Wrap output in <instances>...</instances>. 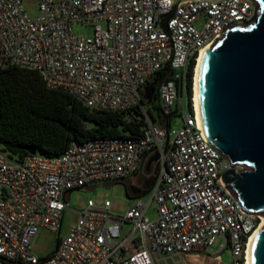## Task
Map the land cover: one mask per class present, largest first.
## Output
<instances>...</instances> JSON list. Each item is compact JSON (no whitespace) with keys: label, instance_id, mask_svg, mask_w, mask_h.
I'll return each instance as SVG.
<instances>
[{"label":"built area","instance_id":"built-area-1","mask_svg":"<svg viewBox=\"0 0 264 264\" xmlns=\"http://www.w3.org/2000/svg\"><path fill=\"white\" fill-rule=\"evenodd\" d=\"M257 11L255 0H38L31 18L21 0H0V71H36L47 89L139 124L137 135L73 142L57 156L17 157L0 145V264H159L185 254L222 264L207 253L218 236L232 264H246L249 238L263 218L245 212L226 189L230 162L206 141L192 96L182 125L171 129L170 119L164 127L151 119L143 89L159 78L163 117L180 93L184 108L189 65ZM76 24L92 26V35L75 36ZM155 153V179L142 192L147 200L134 196L122 216L110 212L109 200H88L49 255L32 251L40 229L60 230L66 192L136 180ZM150 202L153 219L145 216ZM124 224L132 227L122 235Z\"/></svg>","mask_w":264,"mask_h":264},{"label":"water","instance_id":"water-1","mask_svg":"<svg viewBox=\"0 0 264 264\" xmlns=\"http://www.w3.org/2000/svg\"><path fill=\"white\" fill-rule=\"evenodd\" d=\"M257 17L247 25L234 26L201 55L196 94L200 124L206 141L221 152L231 168L222 174L228 192L250 214L264 219V0H255ZM152 83L143 89V101L151 103ZM35 154L37 149L29 147ZM158 153L148 158L145 171ZM235 167H240L235 171ZM153 175L139 173L136 183L148 189ZM130 197L141 195L130 179H122ZM106 182L104 186H111ZM95 185L87 186L93 190ZM69 192H66L65 199ZM251 264H264V220L251 243Z\"/></svg>","mask_w":264,"mask_h":264},{"label":"trees","instance_id":"trees-1","mask_svg":"<svg viewBox=\"0 0 264 264\" xmlns=\"http://www.w3.org/2000/svg\"><path fill=\"white\" fill-rule=\"evenodd\" d=\"M192 73L193 62L187 72L188 93ZM158 81L150 82L155 100ZM159 117L163 125L170 119L160 113ZM138 126L123 113L90 109L65 92L47 89L36 71L17 66L0 71V145L14 156L27 155L29 147L44 156H57L73 142L137 135Z\"/></svg>","mask_w":264,"mask_h":264},{"label":"rangeland","instance_id":"rangeland-1","mask_svg":"<svg viewBox=\"0 0 264 264\" xmlns=\"http://www.w3.org/2000/svg\"><path fill=\"white\" fill-rule=\"evenodd\" d=\"M23 9L27 15L34 18L38 14V0H21ZM198 24V23H197ZM75 36H91L93 32L92 26L85 24H76L72 28ZM193 76V73H192ZM192 77H191V91L185 92L184 108H182L181 98L183 95L180 93L179 98L173 106L174 111L170 114V128H179L183 123L181 113L187 111V98L192 96ZM150 116L155 119L161 127H164L160 122L159 112L156 107V100L153 99L151 103L145 104ZM152 119V118H151ZM153 120V119H152ZM104 183H98L93 190H88L87 186L73 189L70 191L67 206L63 211L60 230L52 232L45 229H40L31 241L32 251L38 257H45L49 255L56 247L59 237H65L71 225H73L79 215V210L82 209L88 200H92L95 204H102L104 200L111 202L110 212L114 215L122 216L127 208L133 204L134 198L128 196L126 193L125 185L121 181H115L111 186H104ZM143 200L148 199L147 193L141 195ZM145 216L153 219L156 216L155 203L150 202L148 205ZM130 224H124L121 229L122 235L126 234L131 229ZM223 238L218 236L213 244L208 248L207 253L210 254L211 259L219 258L222 264H232L233 257L229 247H223ZM159 264H214L213 260L198 259L195 254L174 255L167 259L161 258Z\"/></svg>","mask_w":264,"mask_h":264},{"label":"bare ground","instance_id":"bare-ground-1","mask_svg":"<svg viewBox=\"0 0 264 264\" xmlns=\"http://www.w3.org/2000/svg\"><path fill=\"white\" fill-rule=\"evenodd\" d=\"M209 47H206L204 49H202L199 53V56L196 60V63L193 66V76H192V99H193V105H194V109L196 111L197 114V118L198 121L200 122V118H199V110H198V102H197V94H196V75H197V71H198V67H199V63H200V59H201V55L202 53L205 51V49H208ZM264 220V219H263ZM263 222V221H262ZM262 224V223H261ZM261 224L259 225V227L261 226ZM258 227V228H259ZM257 228V229H258ZM256 229V230H257ZM256 230L253 232V234L250 236L249 241H248V247H247V263L246 264H251V250H250V243L251 240L256 232ZM196 257V256H195ZM198 258V257H197Z\"/></svg>","mask_w":264,"mask_h":264},{"label":"flooded vegetation","instance_id":"flooded-vegetation-1","mask_svg":"<svg viewBox=\"0 0 264 264\" xmlns=\"http://www.w3.org/2000/svg\"><path fill=\"white\" fill-rule=\"evenodd\" d=\"M145 164H146V162H144L142 165H141V167H140V169H139V173H145V175H146V177H148V176H150V175H153V177H154V179H155V175H156V172H154V168H155V165L154 164H151L150 166H149V171L148 172H146L145 171ZM138 173V174H139ZM131 180V185H132V187H133V189L134 190H136V191H139V190H141V191H145L146 189H144V188H142V186L140 185V187H138L137 186V184H136V180H133V179H130ZM154 182V181H153Z\"/></svg>","mask_w":264,"mask_h":264},{"label":"crops","instance_id":"crops-1","mask_svg":"<svg viewBox=\"0 0 264 264\" xmlns=\"http://www.w3.org/2000/svg\"><path fill=\"white\" fill-rule=\"evenodd\" d=\"M196 256V255H195ZM196 257H198V259H200L201 257L200 256H196Z\"/></svg>","mask_w":264,"mask_h":264}]
</instances>
